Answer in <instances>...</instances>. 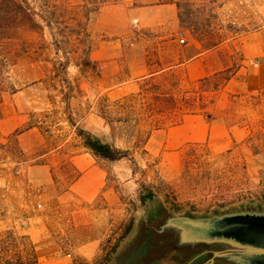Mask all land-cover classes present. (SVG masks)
Returning <instances> with one entry per match:
<instances>
[{"label": "rangeland", "instance_id": "374dc122", "mask_svg": "<svg viewBox=\"0 0 264 264\" xmlns=\"http://www.w3.org/2000/svg\"><path fill=\"white\" fill-rule=\"evenodd\" d=\"M27 2L52 22L46 42L80 36L88 58L3 66L20 31L0 14L1 264H145L146 214L264 206V89L249 64L264 58V0ZM77 129L125 158L93 156Z\"/></svg>", "mask_w": 264, "mask_h": 264}, {"label": "water", "instance_id": "95a60500", "mask_svg": "<svg viewBox=\"0 0 264 264\" xmlns=\"http://www.w3.org/2000/svg\"><path fill=\"white\" fill-rule=\"evenodd\" d=\"M136 237L143 255L204 252L196 264H264V206L238 205L202 215L161 208L139 219Z\"/></svg>", "mask_w": 264, "mask_h": 264}, {"label": "trees", "instance_id": "16d2710c", "mask_svg": "<svg viewBox=\"0 0 264 264\" xmlns=\"http://www.w3.org/2000/svg\"><path fill=\"white\" fill-rule=\"evenodd\" d=\"M3 2L4 10L0 13L2 15V19L3 16H6L4 21H9L10 16L12 15L13 22H16L14 26L20 31V37L14 38L11 44L10 42H7L6 44L2 45L6 49L8 48L7 53L2 56L3 60L1 63L3 66H5L7 61H9V55L10 59L13 58L15 61L12 63V65L21 62V60H28V62L31 64H39L43 62L50 64L51 60H49V54L51 50L55 55H61V58L64 59L65 62L62 64V66H67L68 64L73 63V60H75L76 65L81 66L83 65L82 61L87 60L88 52L87 50H83V43H80V36H77L74 44L71 45L72 47L58 48L56 47V43L59 42L54 43L55 39L53 42L49 43L44 39V29L53 31L52 22L48 16H38L36 13H34L31 8H29L27 0H3ZM43 7L47 9L48 4H44ZM51 7L54 10L57 8L55 5H52ZM46 13L49 14L47 11H45L44 15H46ZM36 17L40 19V22L36 21ZM64 39L69 38L66 37ZM10 46H12V49H10ZM44 70L48 71V74L54 73L52 68L46 67ZM1 73L0 82L3 80ZM51 77L52 76L46 77V80L53 82L54 78ZM2 92L5 91L0 87V103ZM98 112L104 119H107L108 115L111 113L107 106L100 105L98 106ZM76 134L80 139L81 146L97 158L109 162L119 161L125 158V152L111 146L97 137L91 136L82 129H77ZM128 233L129 229L123 234V236H121V239H123Z\"/></svg>", "mask_w": 264, "mask_h": 264}, {"label": "crops", "instance_id": "0c3cea01", "mask_svg": "<svg viewBox=\"0 0 264 264\" xmlns=\"http://www.w3.org/2000/svg\"><path fill=\"white\" fill-rule=\"evenodd\" d=\"M263 30H261L260 32H258V34L254 35V39H253V44L256 45L258 47V49L260 50L261 54L264 57V25L262 26ZM200 56V54L196 55L195 57H193V59H190V61H196V59ZM256 63V62H255ZM257 66L253 68L259 69L257 74H256V78H254L253 80H250L253 83V88H259V89H264V58L262 59V64L260 65L259 63H256ZM164 71L163 69L157 72H152L151 74H149L150 76H154L155 74H158L160 72ZM204 77H209L208 74H206ZM250 87V86H249ZM15 93V92H14ZM4 94L5 92L1 93V103H0V114H1V118H0V122L3 120L4 115L3 114V99H4Z\"/></svg>", "mask_w": 264, "mask_h": 264}, {"label": "flooded vegetation", "instance_id": "af4514ba", "mask_svg": "<svg viewBox=\"0 0 264 264\" xmlns=\"http://www.w3.org/2000/svg\"><path fill=\"white\" fill-rule=\"evenodd\" d=\"M205 257L206 254L204 252L193 254L188 257H182L175 253H165L158 256H151L150 254H147L145 256H137L136 259L145 264H196L197 262L203 260Z\"/></svg>", "mask_w": 264, "mask_h": 264}, {"label": "built area", "instance_id": "2783aa9c", "mask_svg": "<svg viewBox=\"0 0 264 264\" xmlns=\"http://www.w3.org/2000/svg\"><path fill=\"white\" fill-rule=\"evenodd\" d=\"M176 39L180 42V43H183L184 42V36L182 33H178L177 36H176ZM249 64L256 67L257 64L254 62V61H249Z\"/></svg>", "mask_w": 264, "mask_h": 264}]
</instances>
